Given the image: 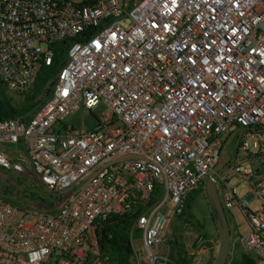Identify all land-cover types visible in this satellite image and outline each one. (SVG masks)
Segmentation results:
<instances>
[{
	"label": "built area",
	"instance_id": "1",
	"mask_svg": "<svg viewBox=\"0 0 264 264\" xmlns=\"http://www.w3.org/2000/svg\"><path fill=\"white\" fill-rule=\"evenodd\" d=\"M63 40L45 102L28 121L0 120V168L24 171L8 148L59 201L26 215L0 196V264H99L95 224L123 214L144 263L167 264L164 234L208 177L248 228L227 257L237 247L264 264V0H0V86L26 93ZM99 107L93 128L64 125ZM235 132V152L257 165L214 173ZM258 132L249 154L244 137Z\"/></svg>",
	"mask_w": 264,
	"mask_h": 264
},
{
	"label": "rangeland",
	"instance_id": "2",
	"mask_svg": "<svg viewBox=\"0 0 264 264\" xmlns=\"http://www.w3.org/2000/svg\"><path fill=\"white\" fill-rule=\"evenodd\" d=\"M5 95L10 98L13 106H20L23 94H14L6 91ZM100 113V107L91 112L79 110L74 116L67 118L64 122V125L67 128H71L73 131H85L94 127V121L99 117ZM259 133L261 132H258V135L253 136V138H250L249 136L244 137V141L247 145V152L249 154H254L257 152L256 145L257 141L259 140ZM236 134H238V132L220 139L217 163L213 168L214 173H220L223 171L226 165L234 164L236 162H240V170H249L252 168V165H254L252 164L253 162L245 160L244 155L240 152L239 149L234 152ZM2 151L3 155L8 159L10 163H21L23 165L24 171L22 173H17L14 172L11 168H0V196L9 203H12L17 208V210L29 211L28 213H25L26 215L42 214L43 212H47L48 207L46 204H42L39 202L31 203L29 201L28 196L30 194H37L40 197H44L46 196V194L50 193L47 192L40 185V183H38L37 178H35L31 169L29 168L27 160L22 159L21 161V158L18 157V154L8 148L2 149ZM217 185L215 187L216 191L218 190ZM226 185L228 188L235 189V194L238 198L243 197L247 190L245 184L237 176L229 177L226 180ZM2 191H6L7 194L2 195ZM218 201L222 206L223 214L227 223L229 232V245L232 246L233 240L235 239V236L237 234H245L247 232V224L237 207L225 210L223 209V204L219 195ZM252 206L255 205L252 204ZM35 219V216L23 217L25 223H32ZM208 228H210L213 234H215L216 236L215 228L211 218L210 208L205 193L197 192L193 195L190 201V207L185 215L181 216V218H175L170 222V225L168 226L164 234L162 244L164 246L167 240L174 239L178 242L180 249L186 254V257L191 258L197 243L200 241L198 236L206 234V229ZM133 248L135 252V262L131 260V264H145L141 259L142 248L140 238L133 241ZM240 254V249L236 247L234 251V261H230L228 263L226 260L225 264H238V258Z\"/></svg>",
	"mask_w": 264,
	"mask_h": 264
},
{
	"label": "trees",
	"instance_id": "3",
	"mask_svg": "<svg viewBox=\"0 0 264 264\" xmlns=\"http://www.w3.org/2000/svg\"><path fill=\"white\" fill-rule=\"evenodd\" d=\"M67 46L68 43L64 40L53 44L54 57L52 65L39 70L31 88L22 95L20 106H13L10 98L5 95L6 90L0 86V120L15 119L28 121L32 117L49 95L50 88L53 85V75L64 62ZM197 192H204L203 186L187 195L182 214L177 218L185 215L190 207L193 195ZM5 194H7L6 191H2V195ZM28 197L31 203L39 202L47 205L48 211L43 212L42 214L44 215L53 214L59 201V197L52 193L46 194L44 197H40L37 194H30ZM10 204L13 205L12 203ZM18 211L22 214L29 212L24 210ZM133 218L134 215L131 214H123L121 216L111 215L104 221L96 222L94 235L100 255L99 264H131V260L135 262L133 241L140 238V231L132 229ZM198 237L204 238L205 234ZM164 246L168 248L167 264H190V257H186L177 241L174 239L167 240ZM90 262V259H86L83 264H90ZM238 264H254V261L251 256L242 253Z\"/></svg>",
	"mask_w": 264,
	"mask_h": 264
},
{
	"label": "water",
	"instance_id": "4",
	"mask_svg": "<svg viewBox=\"0 0 264 264\" xmlns=\"http://www.w3.org/2000/svg\"><path fill=\"white\" fill-rule=\"evenodd\" d=\"M204 193L210 208L211 218L217 236L216 251L211 264H225L229 250V232L223 210L218 201L215 181L212 177L206 179Z\"/></svg>",
	"mask_w": 264,
	"mask_h": 264
},
{
	"label": "crops",
	"instance_id": "5",
	"mask_svg": "<svg viewBox=\"0 0 264 264\" xmlns=\"http://www.w3.org/2000/svg\"><path fill=\"white\" fill-rule=\"evenodd\" d=\"M252 164H254L253 165L254 167L255 165H257L256 162L255 163L253 162ZM199 239L200 241L197 243L194 253L192 254V257L190 258V264H211L215 251H216L217 236H215L212 230L208 228L206 229L205 237L199 238ZM234 251H235V248L231 251L230 256L226 258L228 263L230 261L232 262L234 261L233 260ZM241 255H242V252L238 258L239 260H240Z\"/></svg>",
	"mask_w": 264,
	"mask_h": 264
}]
</instances>
